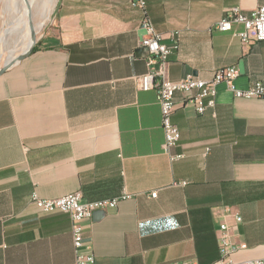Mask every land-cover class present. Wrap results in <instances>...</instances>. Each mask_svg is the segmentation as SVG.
Listing matches in <instances>:
<instances>
[{
	"label": "crops",
	"instance_id": "0c3cea01",
	"mask_svg": "<svg viewBox=\"0 0 264 264\" xmlns=\"http://www.w3.org/2000/svg\"><path fill=\"white\" fill-rule=\"evenodd\" d=\"M131 1L56 0L35 49L0 74V264H75L70 217L30 202L75 191L131 195L81 222L96 264H214L222 223L245 246L235 261L264 258L263 102L221 84L214 109L198 114L175 94L173 154L184 158L171 162L156 91L136 83L147 71L144 11ZM143 1L163 43L180 33L169 80L235 66L237 89L264 85V42L214 29L231 8L248 14L264 0Z\"/></svg>",
	"mask_w": 264,
	"mask_h": 264
},
{
	"label": "built area",
	"instance_id": "2783aa9c",
	"mask_svg": "<svg viewBox=\"0 0 264 264\" xmlns=\"http://www.w3.org/2000/svg\"><path fill=\"white\" fill-rule=\"evenodd\" d=\"M131 6L144 11V17L141 21L144 35L139 42V46L147 50L145 57L147 71L136 78V83L139 90L156 91L164 137L162 150L171 162L184 158L181 153L173 154L180 138L179 130L171 119L175 110V94H181L183 104L192 105L198 114L204 113L207 108L214 109L217 87L221 84L231 91L235 98L256 99L264 104V85L261 82H254L244 90L235 87L234 81L239 76V70L235 66L216 70L212 78L207 81L192 75L185 76L177 81L169 80L167 78L168 58L179 47L180 33H171L170 44L163 43V36L157 32L146 15L145 2L143 0H132ZM235 26H240L242 29L233 31ZM214 29L220 32H232V35L238 38L243 46H249L255 42H264V6L260 5L248 14L242 12L239 8H231L214 26ZM213 116H215L214 113ZM185 184V182H180L176 185L184 186ZM155 196L156 192L150 194L151 198H155ZM130 198L131 195L123 193L121 196L112 199L85 201L81 192L75 191L58 198L43 199L36 192H32L30 202L38 211L45 214L55 212L67 214L72 222L75 264H96L91 246L84 241V227L81 222L90 219L96 211L114 209L120 201ZM227 214L234 218L236 224L241 222V218L236 212L229 211ZM243 248H245L243 244L235 242L227 224L222 223L218 236V259L214 264H264V258L243 262L235 261L234 255ZM176 264L198 263L183 261Z\"/></svg>",
	"mask_w": 264,
	"mask_h": 264
},
{
	"label": "bare ground",
	"instance_id": "6f19581e",
	"mask_svg": "<svg viewBox=\"0 0 264 264\" xmlns=\"http://www.w3.org/2000/svg\"><path fill=\"white\" fill-rule=\"evenodd\" d=\"M6 2L8 20L5 19L6 28L4 27L0 36V45L8 37L14 35L23 45L21 49L23 54L34 45L35 35H37L43 29L47 21L50 20L49 18L56 0H6ZM15 42H17V40ZM2 55L3 53L0 47V59ZM16 58L17 55L11 50L5 64Z\"/></svg>",
	"mask_w": 264,
	"mask_h": 264
},
{
	"label": "rangeland",
	"instance_id": "374dc122",
	"mask_svg": "<svg viewBox=\"0 0 264 264\" xmlns=\"http://www.w3.org/2000/svg\"><path fill=\"white\" fill-rule=\"evenodd\" d=\"M6 8H7L6 0H1L0 1V36H1L2 32H3V30H4V27L6 28V23L5 22H6V20H8L7 19L8 9H6ZM3 13H4V15H3ZM52 18H53V11L51 12V15H50V18H49L50 20H48L47 23L45 24V26L43 27V29L37 35H35V43H36L37 39L39 38V36L44 32V30L46 29L48 24L51 22ZM16 40H17V42H15ZM35 43H34V45H35ZM0 47H1V50H2V53H3L2 58L0 59V69L5 65L7 56H9L11 50H12V52H14L17 55V57L22 55L21 49H22L23 45L19 42V39H17L14 35L8 37L0 45Z\"/></svg>",
	"mask_w": 264,
	"mask_h": 264
},
{
	"label": "water",
	"instance_id": "95a60500",
	"mask_svg": "<svg viewBox=\"0 0 264 264\" xmlns=\"http://www.w3.org/2000/svg\"><path fill=\"white\" fill-rule=\"evenodd\" d=\"M33 48H34V45H33L31 48H29L26 52H24L22 55H20L19 57H17L15 60H13V61H11V62L5 64V65L0 69V74H2V73L5 72L7 69H9L14 63H16L17 61L21 60L23 57H25V56H27L29 53H31L32 50H33ZM139 50H140L141 52H143V53L146 55V52H147L146 48H140ZM99 211H101V210H99ZM102 211H103V210H102ZM96 212H97V211H96Z\"/></svg>",
	"mask_w": 264,
	"mask_h": 264
},
{
	"label": "trees",
	"instance_id": "16d2710c",
	"mask_svg": "<svg viewBox=\"0 0 264 264\" xmlns=\"http://www.w3.org/2000/svg\"><path fill=\"white\" fill-rule=\"evenodd\" d=\"M35 49V47L33 48V50Z\"/></svg>",
	"mask_w": 264,
	"mask_h": 264
}]
</instances>
